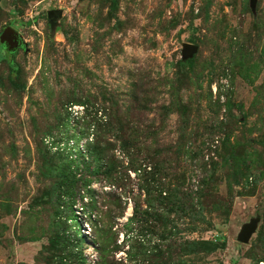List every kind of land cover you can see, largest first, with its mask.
I'll list each match as a JSON object with an SVG mask.
<instances>
[{
    "label": "rangeland",
    "instance_id": "obj_1",
    "mask_svg": "<svg viewBox=\"0 0 264 264\" xmlns=\"http://www.w3.org/2000/svg\"><path fill=\"white\" fill-rule=\"evenodd\" d=\"M7 26L23 44L11 53L0 42V264H57L49 238L59 220L80 232L84 264H96L106 238L126 264L143 261V248L173 264L186 239L207 242L183 255L192 264H264V0H0V34ZM186 43L199 47L183 63ZM108 121L123 183L93 174L91 191L77 188L73 209L57 210L46 169L56 146L87 153ZM120 144L207 221L167 211L165 239L161 222L129 220L155 179L132 169Z\"/></svg>",
    "mask_w": 264,
    "mask_h": 264
},
{
    "label": "trees",
    "instance_id": "obj_2",
    "mask_svg": "<svg viewBox=\"0 0 264 264\" xmlns=\"http://www.w3.org/2000/svg\"><path fill=\"white\" fill-rule=\"evenodd\" d=\"M3 47L5 46L3 45ZM191 58L182 57L181 62H189ZM117 123L118 121H116L114 125L118 127ZM116 130L119 131V129L113 127L112 121H108L104 129H96L93 138L87 144V153L79 152L80 154L76 155L71 148L65 151L60 150L61 146H56L57 154L55 155L59 159L46 165V169L53 180L51 184V199L56 205L57 210L59 205H65L68 208L73 209L74 201L76 200L75 197L77 188H88L87 190L91 191V187L89 186L91 185V175L93 174H97V177L94 179L101 178L108 180L112 186H115L116 189H118L120 184L123 183L122 178L114 171V167L111 165L110 161L111 150L113 151L114 148H116V142L113 143L109 140V138H105L107 132H115ZM119 149L121 153H124L128 157L129 164L132 169L136 172L142 169L146 177H152L155 179L157 167L153 161H149L147 163L140 162V159L136 158L135 153H131V148L126 144H120ZM74 165L76 166V169H78L81 165L86 166V173L78 175L80 173L74 169ZM155 182H157V185H153ZM155 182L150 183L149 185L151 186L148 185L143 188L145 190V198L143 200L146 206L143 207V204L136 202L134 205V213L129 220H132L133 222L139 219L140 222H144L143 226L146 224L147 227H150L148 224V221L150 220L161 222V236L165 239L168 237L165 233L166 226L164 224L165 213L167 211L170 213H183L190 219L194 218L200 221H207L202 207L189 208L184 200V203H182V198L178 195L176 190L169 189L166 184L162 182V177L159 179L156 178ZM112 192L116 193L117 191L114 190ZM112 192L110 191L109 193ZM196 192L198 194L200 191ZM192 200H194V197H192ZM92 201L93 202L89 204L90 206L95 207L96 202L95 200ZM167 205H169V210ZM114 211V208H110L108 211L100 214L94 228L95 233H99V237L101 235L99 226L109 220L110 217L115 214ZM63 223L64 222L62 220L53 222L54 230L49 238V247L50 250L53 251V256L50 255V258L52 257L51 259H55L57 264H84L85 257L83 255V248L81 245L82 236L80 235V232L78 230H75L74 233L68 232V229L63 226ZM154 231L155 230H148L145 227L143 233L147 236ZM180 231L181 230L178 228L177 224H174L169 230V237ZM170 239L171 238H169V240ZM206 243L207 242L205 240H184L179 246V252L175 254L176 258L171 254L169 256V262H172L173 264H192L191 261V263H189L185 258H183V255L196 252L197 247L203 249ZM157 245L152 248L157 250ZM97 248L99 251L98 253L100 254V259L96 262V264H126L121 262L122 260H117L115 258L114 253L116 247L109 244L107 238L102 242L98 241ZM148 249L149 248H143V261H140L139 264H167V260L159 261L158 256L153 257V251L148 253ZM157 251L162 252V249Z\"/></svg>",
    "mask_w": 264,
    "mask_h": 264
},
{
    "label": "water",
    "instance_id": "obj_3",
    "mask_svg": "<svg viewBox=\"0 0 264 264\" xmlns=\"http://www.w3.org/2000/svg\"><path fill=\"white\" fill-rule=\"evenodd\" d=\"M252 3L254 5L255 0H252ZM60 14L61 11L59 10L54 9L48 11V19L51 25H54V20L58 18ZM0 42L10 52H15L23 44L21 33L12 26H7L2 30L0 34ZM198 47L199 46L196 44L186 43L183 49V57L191 58V56L198 50ZM253 230V226L245 228V230L240 235V240L242 242H247L250 239Z\"/></svg>",
    "mask_w": 264,
    "mask_h": 264
},
{
    "label": "flooded vegetation",
    "instance_id": "obj_4",
    "mask_svg": "<svg viewBox=\"0 0 264 264\" xmlns=\"http://www.w3.org/2000/svg\"><path fill=\"white\" fill-rule=\"evenodd\" d=\"M22 46V45H21ZM10 52V51H9ZM11 53H13V52H11Z\"/></svg>",
    "mask_w": 264,
    "mask_h": 264
}]
</instances>
